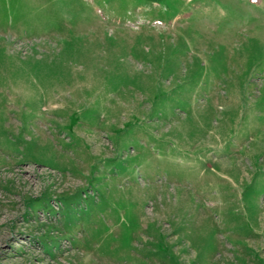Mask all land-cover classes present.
I'll return each mask as SVG.
<instances>
[{"label": "rangeland", "instance_id": "1", "mask_svg": "<svg viewBox=\"0 0 264 264\" xmlns=\"http://www.w3.org/2000/svg\"><path fill=\"white\" fill-rule=\"evenodd\" d=\"M0 264H264V0H0Z\"/></svg>", "mask_w": 264, "mask_h": 264}]
</instances>
